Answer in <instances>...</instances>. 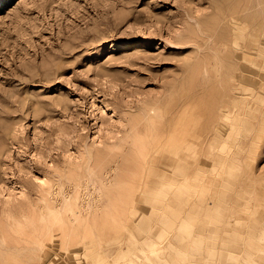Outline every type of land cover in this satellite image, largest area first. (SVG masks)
I'll return each instance as SVG.
<instances>
[{
  "label": "rangeland",
  "instance_id": "rangeland-1",
  "mask_svg": "<svg viewBox=\"0 0 264 264\" xmlns=\"http://www.w3.org/2000/svg\"><path fill=\"white\" fill-rule=\"evenodd\" d=\"M231 15L264 50V0H0V264H264V211L192 214L184 230L151 202L178 146L189 67ZM260 129L247 167L254 188L264 175ZM135 193L128 231L119 214ZM262 195L238 200L264 205Z\"/></svg>",
  "mask_w": 264,
  "mask_h": 264
},
{
  "label": "bare ground",
  "instance_id": "bare-ground-1",
  "mask_svg": "<svg viewBox=\"0 0 264 264\" xmlns=\"http://www.w3.org/2000/svg\"><path fill=\"white\" fill-rule=\"evenodd\" d=\"M235 19L239 18L229 16L226 31H218L217 25L215 29L218 30L209 32L212 37V52L208 56L200 54L201 58L189 67L193 82L186 85L180 99L184 112L181 114L177 136L178 146L172 152L170 161L162 163L161 175L155 178L159 181L156 183L164 188L157 196L159 199L151 201L156 206V212L163 217L167 214L166 220L172 219V222H177L184 230L188 227L192 214L264 211V205L259 201L238 200L244 191L254 189L264 192V175L254 188L248 182L247 172L249 160L257 147L254 133L260 129V123L264 122V54H258V51L264 53V50L259 49L262 41L257 33L247 31L243 22H236ZM263 31L264 28L260 27L259 32L263 34ZM140 42L143 44L146 41ZM228 42H231V46H227ZM225 50H232L234 60V64L227 68ZM250 50L254 51L250 53ZM221 82L223 84L217 88V93L209 91L206 95L208 88L215 84L219 86ZM205 98L208 100V107L190 106V102ZM202 114L205 121L199 129L201 122L198 123V120ZM135 145L139 146L138 150L142 153L148 154L149 147L144 141H137ZM229 190L235 191L238 197L236 201L228 200L232 196L228 193ZM139 196L140 193L131 195L125 200L123 209H120L119 218L122 214L126 215L125 225L128 231L132 227L129 222L131 212L140 207L136 205ZM76 205L70 201L66 210L77 212L79 205ZM112 213L111 217L117 220L118 210L114 209ZM225 223L229 225L231 220H226ZM148 224L145 222L146 226ZM159 238L162 241L163 234ZM161 250V245L156 243L149 246L147 253L151 256L160 255ZM142 253L139 249L134 257L138 259L143 256ZM120 256H125V253L119 254ZM124 264L131 263L125 261Z\"/></svg>",
  "mask_w": 264,
  "mask_h": 264
}]
</instances>
